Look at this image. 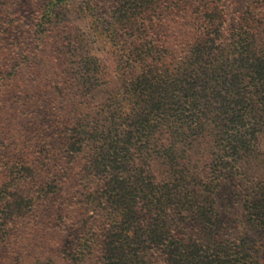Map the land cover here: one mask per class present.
Returning a JSON list of instances; mask_svg holds the SVG:
<instances>
[{"label":"trees","instance_id":"1","mask_svg":"<svg viewBox=\"0 0 264 264\" xmlns=\"http://www.w3.org/2000/svg\"><path fill=\"white\" fill-rule=\"evenodd\" d=\"M75 1L110 50L63 48L69 103L28 118L12 100L51 73L44 35ZM253 2L228 19V0H45L25 30L28 7L0 0V264H264L217 227L225 185L264 224Z\"/></svg>","mask_w":264,"mask_h":264},{"label":"rangeland","instance_id":"2","mask_svg":"<svg viewBox=\"0 0 264 264\" xmlns=\"http://www.w3.org/2000/svg\"><path fill=\"white\" fill-rule=\"evenodd\" d=\"M45 0H19L28 10L22 14L25 15V30L32 27L35 23V13ZM255 1V2H253ZM258 0H228V19L233 18L235 10L242 8L253 2V16L257 20L264 21V3H258ZM105 0H97L101 5ZM246 10V9H245ZM57 16L53 19L51 25L45 32L43 44L44 61L48 62L51 73L43 77H35L25 80L21 83V90L18 91L17 97L12 100L15 109H26L28 118L37 115L43 109H60L69 103L63 101L60 97V89L64 88L63 69L64 64H74L70 55L61 56V50L67 53L69 49L76 51L80 47L97 54L101 58L107 57V51L110 50L109 32L107 24L97 21V16L92 17L85 9L78 6V1L57 10ZM109 57V56H108ZM61 65V66H60ZM66 93V92H65ZM28 96V97H27ZM27 103L26 107L23 106ZM10 109H14L10 107ZM264 153V150H263ZM259 176V175H258ZM256 173L249 175V179L257 182L260 177ZM250 183V182H248ZM225 185L220 190L219 206V228L222 238L236 237L241 242L249 245L252 250V258L264 261V224L259 222L251 223L245 215L242 195L234 194L233 201L228 202L231 193ZM247 191L244 192L246 194ZM193 227L194 225L191 224ZM230 238V239H232ZM60 248V242L58 243Z\"/></svg>","mask_w":264,"mask_h":264}]
</instances>
